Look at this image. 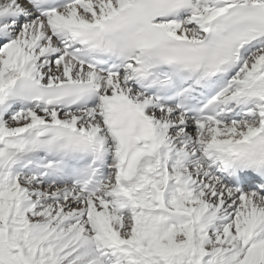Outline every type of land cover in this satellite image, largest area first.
Returning a JSON list of instances; mask_svg holds the SVG:
<instances>
[{"label":"snow or ice","instance_id":"snow-or-ice-1","mask_svg":"<svg viewBox=\"0 0 264 264\" xmlns=\"http://www.w3.org/2000/svg\"><path fill=\"white\" fill-rule=\"evenodd\" d=\"M0 264H264V0H0Z\"/></svg>","mask_w":264,"mask_h":264}]
</instances>
